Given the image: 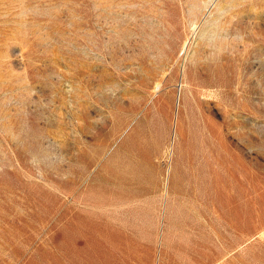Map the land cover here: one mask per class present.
Returning a JSON list of instances; mask_svg holds the SVG:
<instances>
[{
	"label": "rangeland",
	"instance_id": "374dc122",
	"mask_svg": "<svg viewBox=\"0 0 264 264\" xmlns=\"http://www.w3.org/2000/svg\"><path fill=\"white\" fill-rule=\"evenodd\" d=\"M208 118L252 157L264 231V0H0V264L103 260L107 157L144 176L156 139Z\"/></svg>",
	"mask_w": 264,
	"mask_h": 264
},
{
	"label": "crops",
	"instance_id": "0c3cea01",
	"mask_svg": "<svg viewBox=\"0 0 264 264\" xmlns=\"http://www.w3.org/2000/svg\"><path fill=\"white\" fill-rule=\"evenodd\" d=\"M182 127L167 151L156 139L144 176L124 167L131 152L102 164L99 201L88 187V226L101 230L103 260L94 242L88 264H238V252L252 264L254 234H264L253 227L252 157L210 118Z\"/></svg>",
	"mask_w": 264,
	"mask_h": 264
},
{
	"label": "bare ground",
	"instance_id": "6f19581e",
	"mask_svg": "<svg viewBox=\"0 0 264 264\" xmlns=\"http://www.w3.org/2000/svg\"><path fill=\"white\" fill-rule=\"evenodd\" d=\"M228 1H229V0H228ZM217 6H218V5H217ZM222 6H223V5H222ZM205 8H206V7H205ZM223 8H224V7H223ZM222 10H223V9H222ZM219 11H220V10H219ZM224 19H225V18H224ZM191 22H192V21H191ZM191 22H190V23H191ZM241 23H242V22H241ZM194 24H195V22H194ZM193 26H194V25H193ZM191 27H192V26H191ZM226 27H227V26H226ZM207 29H208V28H207ZM191 30H192V29H191ZM225 30H227V29H225ZM204 31L206 32V29H205ZM197 32H198V31H197ZM213 32H214V31H213ZM219 32H221V31H219ZM219 32H218V33H219ZM219 35H220V34H219ZM200 36H201V35H200ZM228 36H229V35H228ZM193 37H194V36H193ZM193 37H192V38H193ZM207 38H208V37H207ZM187 39L189 40V38H187ZM242 41H243V40H242ZM182 42H183V41H182ZM184 42H185V41H184ZM186 43H187V42H185L184 45H182V46H183V47H181L182 49H183L184 47H186V45H187ZM185 51H186V50H185ZM182 52L184 53V51H182ZM184 83H186V84L189 83L187 77H186V80L184 81ZM182 86H183V85H182ZM185 87H188V86L185 85ZM190 88H191V87H190ZM234 89H235V88H234ZM190 90H191V89H190ZM210 91H212V90H210ZM237 91H238V90H237Z\"/></svg>",
	"mask_w": 264,
	"mask_h": 264
}]
</instances>
